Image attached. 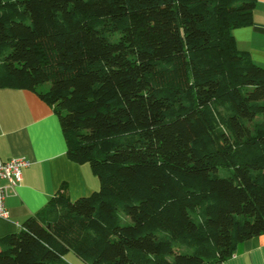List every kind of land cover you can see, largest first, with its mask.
Listing matches in <instances>:
<instances>
[{"label": "trees", "instance_id": "obj_1", "mask_svg": "<svg viewBox=\"0 0 264 264\" xmlns=\"http://www.w3.org/2000/svg\"><path fill=\"white\" fill-rule=\"evenodd\" d=\"M256 3L0 0V89L51 105L100 180L64 183L0 264H217L264 234V68L233 36Z\"/></svg>", "mask_w": 264, "mask_h": 264}, {"label": "crops", "instance_id": "obj_2", "mask_svg": "<svg viewBox=\"0 0 264 264\" xmlns=\"http://www.w3.org/2000/svg\"><path fill=\"white\" fill-rule=\"evenodd\" d=\"M239 51L264 68V0H257L253 22L233 30ZM24 157L29 166L23 180L8 191V219L0 218V239L22 230L40 214L66 183L72 201L100 189V180L87 164H77L67 154V141L54 108L38 94L0 89V158ZM97 177V178H96ZM72 264H83L74 255ZM217 264H264V234L238 245L228 260Z\"/></svg>", "mask_w": 264, "mask_h": 264}, {"label": "built area", "instance_id": "obj_3", "mask_svg": "<svg viewBox=\"0 0 264 264\" xmlns=\"http://www.w3.org/2000/svg\"><path fill=\"white\" fill-rule=\"evenodd\" d=\"M24 157H14L9 161L0 158V218L8 219L9 211L6 205L8 191L19 186L23 180V169L29 166Z\"/></svg>", "mask_w": 264, "mask_h": 264}, {"label": "rangeland", "instance_id": "obj_4", "mask_svg": "<svg viewBox=\"0 0 264 264\" xmlns=\"http://www.w3.org/2000/svg\"><path fill=\"white\" fill-rule=\"evenodd\" d=\"M50 88V84H44V85H41L38 89L42 92H46L48 91ZM87 166L90 168V165L87 164ZM97 178V177H96ZM98 179V178H97ZM78 259V258H77Z\"/></svg>", "mask_w": 264, "mask_h": 264}]
</instances>
